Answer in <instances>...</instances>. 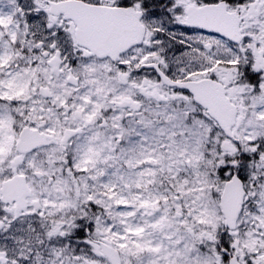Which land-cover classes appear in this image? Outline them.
<instances>
[{
	"label": "snow or ice",
	"instance_id": "6c2138e0",
	"mask_svg": "<svg viewBox=\"0 0 264 264\" xmlns=\"http://www.w3.org/2000/svg\"><path fill=\"white\" fill-rule=\"evenodd\" d=\"M0 264H264V0H0Z\"/></svg>",
	"mask_w": 264,
	"mask_h": 264
}]
</instances>
